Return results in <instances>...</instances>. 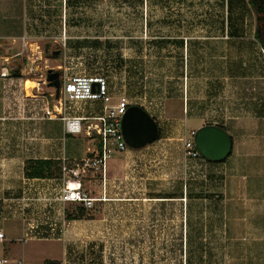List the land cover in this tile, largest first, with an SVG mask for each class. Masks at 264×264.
Returning <instances> with one entry per match:
<instances>
[{
	"label": "rangeland",
	"instance_id": "1",
	"mask_svg": "<svg viewBox=\"0 0 264 264\" xmlns=\"http://www.w3.org/2000/svg\"><path fill=\"white\" fill-rule=\"evenodd\" d=\"M254 25L247 0H0V29L25 31V52L41 55L42 69L104 76L114 102L126 96L161 130L136 169L87 172L86 191L105 200L66 219L59 239L26 238L12 214L27 196L5 193L0 256L21 264H264V51ZM69 106L72 114L92 110L84 101ZM214 123L233 140L226 162L186 157L191 131ZM73 138L71 164L96 144Z\"/></svg>",
	"mask_w": 264,
	"mask_h": 264
},
{
	"label": "crops",
	"instance_id": "2",
	"mask_svg": "<svg viewBox=\"0 0 264 264\" xmlns=\"http://www.w3.org/2000/svg\"><path fill=\"white\" fill-rule=\"evenodd\" d=\"M28 37L30 36L25 31L19 35V32L12 33L0 29V198L5 193L19 191L21 193L22 190L24 195L31 198L48 195V190L55 195L61 185L60 176L27 178L26 161L50 159L61 164L65 159L71 163V159L76 158L73 151L74 138L72 134L65 132L61 116L87 115L97 107V104H94L92 110L82 114H72L69 110L70 103L66 109H59L55 89L46 80L49 69H44L47 68L45 64L42 65L43 69L40 66L41 55L35 59L32 54L28 55L25 52L26 46L32 45L27 40ZM3 71L7 74L1 75ZM46 111H49V114ZM157 141L159 140L140 148L127 147L125 151L117 152V158L111 160L109 164L106 162L105 175L112 165L117 168V175L127 174L128 169L134 170L142 163L140 159L142 152ZM80 156L79 160L87 154ZM243 177L247 178L244 175ZM260 179L261 186L262 184L264 186V176ZM31 182L38 184L40 188L27 191L26 185ZM260 192L264 202V189ZM27 205L25 219L21 218L19 205L14 206L12 214L22 222L23 232L29 229L27 219L42 211L40 200H31ZM54 206L57 204L54 203ZM53 217L56 219L55 214ZM43 228L47 226H40V229Z\"/></svg>",
	"mask_w": 264,
	"mask_h": 264
},
{
	"label": "built area",
	"instance_id": "3",
	"mask_svg": "<svg viewBox=\"0 0 264 264\" xmlns=\"http://www.w3.org/2000/svg\"><path fill=\"white\" fill-rule=\"evenodd\" d=\"M1 72V75H6ZM58 106L62 110L67 108L68 103L89 102L97 107L87 115H62L64 130L66 133L77 135L84 134L94 137L96 144L90 155L83 157L80 162L69 164L63 159L61 163V185L55 195L35 197L33 200H41L42 211L27 219L29 229L25 230L26 238L36 237L49 233L51 236L58 235L59 239L63 234L66 223V211L68 204H76L86 209L92 208L97 201L105 200L104 197H94L86 191L82 179L86 177L88 171L101 170L105 175V162L110 154L123 152L127 149V144L121 131V118L130 105L129 99L122 95L117 101H113L108 82L102 75H70L60 78ZM59 112V110H57ZM61 112V111H60ZM49 114V111H46ZM191 139L184 142V155L188 158L200 157L194 143V131H191ZM26 196V195H25ZM31 197L20 198L23 205L20 207L21 218L25 219V209L28 207L27 201ZM5 199L0 198V242L4 240V232L1 221L5 218ZM54 203L57 206H54ZM23 207V208H22ZM55 214L56 219L53 217ZM49 227L48 230L40 229V226ZM33 232V233H32ZM32 233V234H31ZM24 238V239H26ZM21 264V260H11L5 256H0V264L9 262Z\"/></svg>",
	"mask_w": 264,
	"mask_h": 264
},
{
	"label": "water",
	"instance_id": "4",
	"mask_svg": "<svg viewBox=\"0 0 264 264\" xmlns=\"http://www.w3.org/2000/svg\"><path fill=\"white\" fill-rule=\"evenodd\" d=\"M46 80L58 96L59 72L49 69ZM121 131L128 147L140 148L156 138L158 125L144 108L130 104L121 118ZM194 143L199 155L210 162H220L228 157L233 145L228 132L217 124L199 127L194 133Z\"/></svg>",
	"mask_w": 264,
	"mask_h": 264
},
{
	"label": "trees",
	"instance_id": "5",
	"mask_svg": "<svg viewBox=\"0 0 264 264\" xmlns=\"http://www.w3.org/2000/svg\"><path fill=\"white\" fill-rule=\"evenodd\" d=\"M247 3L250 6V9L253 12L255 18L253 37L258 42L261 49L264 51V0H247ZM153 119L157 123L155 117H153ZM223 128L225 129V127ZM160 138H161V130L158 127L157 136L153 141L159 140ZM230 155L231 153L229 154V156ZM228 157H226L220 162H224ZM206 161L210 162L208 160ZM210 163H218V162H210ZM25 174L27 178H52L55 176L59 177L61 176V164H59V161L50 160V159L27 160L25 164ZM68 210L66 211L65 214L67 220L80 219L84 216V212H85L84 207L82 206H77L76 213Z\"/></svg>",
	"mask_w": 264,
	"mask_h": 264
},
{
	"label": "flooded vegetation",
	"instance_id": "6",
	"mask_svg": "<svg viewBox=\"0 0 264 264\" xmlns=\"http://www.w3.org/2000/svg\"><path fill=\"white\" fill-rule=\"evenodd\" d=\"M219 126H222V125H219ZM222 127H224V126H222Z\"/></svg>",
	"mask_w": 264,
	"mask_h": 264
},
{
	"label": "bare ground",
	"instance_id": "7",
	"mask_svg": "<svg viewBox=\"0 0 264 264\" xmlns=\"http://www.w3.org/2000/svg\"><path fill=\"white\" fill-rule=\"evenodd\" d=\"M30 85V84H29Z\"/></svg>",
	"mask_w": 264,
	"mask_h": 264
}]
</instances>
